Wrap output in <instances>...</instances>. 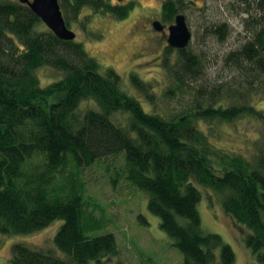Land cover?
<instances>
[{"label":"trees","instance_id":"trees-1","mask_svg":"<svg viewBox=\"0 0 264 264\" xmlns=\"http://www.w3.org/2000/svg\"><path fill=\"white\" fill-rule=\"evenodd\" d=\"M72 1V15L64 14L68 26L83 4L102 6L100 0ZM236 3L251 35L227 56L232 79H206L203 52L180 50L177 67L169 68L173 91L165 92H192L191 101L165 113L157 110L151 91L145 92L152 109L145 110L114 68L103 71L82 42L44 28L28 4L0 0V232L30 234L64 221L54 237L57 251L17 242L9 264H111L122 256L115 234L95 214L84 179L85 169L118 158L123 162L111 166L113 181L124 178L146 194L149 211L183 255L182 264L236 261L220 234L202 228L198 206L206 187L248 228L246 245L264 264V137L248 158L219 147L201 126L264 120L251 100L254 84L264 83V0ZM213 32L221 40L228 34L223 25ZM44 66L62 77L43 86L37 72ZM84 101L94 106L84 107Z\"/></svg>","mask_w":264,"mask_h":264},{"label":"rangeland","instance_id":"rangeland-1","mask_svg":"<svg viewBox=\"0 0 264 264\" xmlns=\"http://www.w3.org/2000/svg\"><path fill=\"white\" fill-rule=\"evenodd\" d=\"M237 1L240 2L202 0L194 3L192 0H180L175 5L180 12L186 14L193 31L188 48L196 53L203 52L206 57V79L217 78L223 82L231 80L233 68L228 66L227 56L239 49L251 35L246 31L245 15L238 13L242 4L236 3ZM141 2L149 11H134L130 18L127 17L129 20L114 19L110 15L102 18L98 15L100 13L94 12L84 19L86 22L90 18L82 27L75 22L77 24L72 25H75L73 30L77 31L76 40L82 42L89 54L102 64L103 71L112 67L120 74L124 90L138 98L145 110L152 109L153 104L145 92L151 91L155 94L154 105L157 110L165 113L178 111L191 101L192 92L175 96L165 91H173L169 87V68L177 67L180 53L178 49L164 43L161 35L153 38L143 33L142 25L146 22V15L159 16L161 0ZM142 4L136 3L139 11L147 10ZM84 12H91V9ZM42 25L47 27L43 22ZM216 25L227 28L228 34L224 40L213 32ZM131 29L136 31L130 34ZM121 44L123 47L118 50ZM57 71L50 66L39 68L37 74L41 78V84L45 86L60 79L62 72ZM135 77L142 81L144 88L136 83ZM263 84H254L255 92L251 100L264 114ZM190 85L194 87L197 83L191 82ZM82 105L88 108L94 106V103L84 101ZM121 118L123 122L126 119L124 115ZM201 126L219 147L242 153L248 158H252L257 151L256 144L261 143L259 136L264 137V120L257 118L245 117L234 123L216 121ZM122 162L121 158L116 161L110 159L84 171L86 192L96 203L95 214L104 220V230L112 231L121 247L122 256L112 259L111 264H182L183 255L173 246L172 238L161 228L159 218L149 211L146 194L124 178L113 181L111 166L121 165ZM202 194L198 208L203 230L220 234L233 247L235 264H259L244 239L249 232L248 228L225 211L220 195L215 190L206 187L202 189ZM63 222L57 219L50 226L30 234L5 235L0 232V264H9L11 247L17 242L57 251L54 237Z\"/></svg>","mask_w":264,"mask_h":264},{"label":"flooded vegetation","instance_id":"flooded-vegetation-1","mask_svg":"<svg viewBox=\"0 0 264 264\" xmlns=\"http://www.w3.org/2000/svg\"><path fill=\"white\" fill-rule=\"evenodd\" d=\"M179 1L180 0H161L159 16H157V15L156 16L146 15V22H145L144 25H142L143 26L142 29L144 31L143 32L144 34L149 35L150 37H153V38H157L158 36L161 35V37H162L161 39L164 41V43L168 44V46H170V47H172L174 49H178L177 51H180L182 49L188 48V46L190 44L189 43L188 46H186L184 48H178V47L171 46L170 43H169V40H168L169 36H170V27L172 25L176 24V19H177L178 15L184 14L183 12H180L178 7L175 6V5H178ZM199 1H202V0H192V2H194V3L195 2H199ZM100 2H101L100 4H102V6L100 7V10H97L93 3H85V4H83V6L81 7V12L76 17L72 18L70 16L71 17V21H70V26H68V27L73 30L75 25H72V24H77V23H79V25L82 27L84 23H86L88 20H90V18H89L85 22L84 19L89 14H92L94 12L96 14L100 13L98 15H101L102 18H103V16H106V15L109 16L110 15V17H113L114 19L117 18V19H120V20H127V19L129 20V18H130L129 16H131V14L134 11H137L139 13H141L143 11H146V12L149 11L148 8L144 4H142L143 2H141V0H100ZM137 2H138V4L141 3L142 6L144 8H146L147 10L143 9L142 11H139V6L137 5V7H136V3ZM168 2H171L172 5H173L172 6L173 7L172 11L168 7H165ZM59 3H60V6H61V10L63 12V16H64L66 11H67L68 14L72 15L71 10H73L72 9V7H73L72 4H74V1H72V0H67V1L66 0H59ZM106 8H108L109 10H107ZM88 9H91V12L85 13L84 11L88 10ZM125 9H129L128 15L126 17L120 18V17H118L116 15L117 12H120V11L125 10ZM81 13H82V15H81ZM143 13H145V12H143ZM184 15L186 16V14H184ZM127 17H129V18H127ZM186 20H187V16H186ZM155 21H159L160 22L161 29H156L155 28V25H154ZM75 22H77V23H75ZM81 23H82V25H81ZM187 23H188V20H187ZM84 27L86 28V25H84ZM190 29H191V27H190ZM73 31H75V30H73ZM135 31L136 30L131 29L130 30V34L132 32H135ZM75 32L77 34V31H75ZM192 38H193V33H192ZM165 39H166V41H165ZM122 47H123L122 44L119 45L118 46V50L121 49Z\"/></svg>","mask_w":264,"mask_h":264},{"label":"water","instance_id":"water-1","mask_svg":"<svg viewBox=\"0 0 264 264\" xmlns=\"http://www.w3.org/2000/svg\"><path fill=\"white\" fill-rule=\"evenodd\" d=\"M27 3L40 19L60 38L75 40L77 34L70 29L63 16L59 0H20ZM156 29H161L159 21L154 22ZM192 38V31L187 23L186 16H177L176 24L170 27L169 43L173 47L184 48Z\"/></svg>","mask_w":264,"mask_h":264}]
</instances>
